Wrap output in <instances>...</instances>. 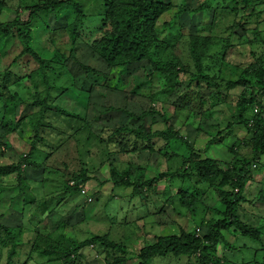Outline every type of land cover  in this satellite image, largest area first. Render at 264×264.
Listing matches in <instances>:
<instances>
[{
    "label": "rangeland",
    "instance_id": "rangeland-1",
    "mask_svg": "<svg viewBox=\"0 0 264 264\" xmlns=\"http://www.w3.org/2000/svg\"><path fill=\"white\" fill-rule=\"evenodd\" d=\"M55 1L67 0H0V23H19L0 29V227L17 233L0 245V264H62L60 248L94 235L107 234L134 254L179 228L202 238L206 223L220 219L219 190L229 184L195 178L194 165L212 160L226 171L251 154L258 107L250 88L264 70V4L243 23L250 13L229 0H159L165 7L146 40L147 58L128 65L121 57L106 61L99 47L116 33L110 17L146 0H76L79 8L36 11L29 20L36 6ZM195 37H211L201 55L209 80L199 86L191 80V52L202 50ZM119 127L144 129L146 141H111ZM113 169L137 186L164 178L137 194L133 186L113 188ZM252 172L238 215L260 228L261 241L223 232L215 251L222 264H264V157ZM100 252L81 249L78 264H104L114 254Z\"/></svg>",
    "mask_w": 264,
    "mask_h": 264
},
{
    "label": "trees",
    "instance_id": "trees-1",
    "mask_svg": "<svg viewBox=\"0 0 264 264\" xmlns=\"http://www.w3.org/2000/svg\"><path fill=\"white\" fill-rule=\"evenodd\" d=\"M229 2L236 6L240 4V10L245 11L247 14L248 12L250 13L248 16H243V23L247 22V20L252 17L253 9L264 4V0H229ZM66 6L78 7L76 0H67L64 2L55 1L50 5L36 6L34 10L30 12L29 20L34 16L36 11H48ZM164 7L165 6L162 5L159 0H146L144 2L135 4L134 8L127 7V12H125L124 15H118L119 18L116 16L110 17L112 27L116 33H113L112 31L110 37H106L102 40L99 47L102 51L100 54L102 58L106 61H111L115 57H121L122 59L126 60L125 63L128 65L131 62L146 59V40L150 36L149 33L153 28V24L163 11ZM83 19V17H79L76 21V26L80 25ZM17 25L19 26V23L17 22H12L9 25H2L0 23V29L6 30V32H8ZM196 38L197 37L192 40L194 41V43H192L196 45H202V50H199L196 53H194V50L191 52L193 55V66H195L196 69L195 75L191 77V80L199 86V82H206L209 80V77L205 73V69H203L201 55L206 51L203 50V48L209 43L211 37H209V40H207L208 37H203V39H206V43H197L195 42ZM111 56L113 57L111 58ZM111 62H115V60ZM260 62L264 64V61ZM254 70L255 68L252 67V74H254ZM257 73L259 82L255 85H252L250 88V99L255 105H257L258 110L252 121V127L255 133L254 137L252 138L254 144L249 157L247 159H241L237 162L236 166L226 171L219 170L218 164L212 160L199 161V163L194 165L198 168L196 170L197 174L193 173L195 178L199 179L201 176H208L209 180H219L220 182L226 183L224 184L225 186L229 184L227 188H220L219 190L221 209L217 211V214L220 216V219H214L206 223V232L202 238L197 237L196 234H194L195 232L187 233L180 228L178 234L157 236L155 239L156 241L153 244L144 245L137 251L136 254L132 255L134 259L138 260L137 264H149L151 261L157 258L169 256L191 257L194 255H197V264H222L220 259L218 260L215 257L216 246L219 243H225L223 232L229 233L232 229L239 232L244 238L253 242L261 241L260 228L250 227L246 223H242L238 215L240 209V207H238L239 204L246 202L244 195L245 190L254 180L252 167L258 165L264 157V70L262 69L261 71H257ZM241 83L246 84L245 81ZM237 85H240L239 81L230 82L228 84L230 88H228L232 89ZM144 132H146L144 129L137 128L130 131L119 127L115 129L113 132L114 134L111 135L113 136L111 141L114 142L116 138L119 139V141L115 142H120L124 138L132 135L137 140L136 143L146 141V135ZM141 133H143L145 136H143ZM118 147L123 151L127 149L125 145ZM112 167L113 166L111 165L110 168ZM7 168H9L11 171H16L21 167L17 165L15 167L9 166ZM4 170L5 169L0 168V176L4 175ZM157 176L152 180L143 182V184L141 183V186H137L136 183H131L128 177H124L123 174L117 175L113 169L110 171L109 180L113 184V188L120 189L133 186V191L139 194L142 192V190H150L155 183H158L160 179L164 178L162 175H159V177ZM81 177H76V181L74 182L76 183L77 181H80L79 179H81ZM85 184L86 183H84V185ZM147 185H150V187ZM71 188L73 191L79 190L76 187ZM135 188L140 189V191H136ZM86 194L88 195V191ZM92 196L89 195L87 198ZM260 196L263 197L264 192L259 193L258 197L261 198ZM87 198L85 202H87ZM0 228L3 229L4 234V236H0V245H4V247H6L9 242L6 240L7 238H5V236L7 234L15 235L17 233L14 232V229L11 227L1 226ZM93 245L97 246L101 252L103 250H108V252L112 250L114 252V254H112L110 257V260L104 259V264H127L128 261H131L130 256L127 254V247L123 243H116L115 241L110 240L107 234H105L99 236L94 235L81 244L70 243L66 249L60 248V251L62 252L60 256H63L61 259L62 264H78L80 261L79 251L83 248ZM1 249L2 246L0 247V250ZM16 250L17 255L16 253L14 254L18 256V249ZM101 252L99 254L100 257L102 255ZM8 256H10V253ZM13 257L14 255L8 258L9 261H11Z\"/></svg>",
    "mask_w": 264,
    "mask_h": 264
},
{
    "label": "built area",
    "instance_id": "built-area-1",
    "mask_svg": "<svg viewBox=\"0 0 264 264\" xmlns=\"http://www.w3.org/2000/svg\"><path fill=\"white\" fill-rule=\"evenodd\" d=\"M255 112H257V110H255ZM78 189L80 190L81 195H84V196L86 195L85 191L82 190L81 187H78ZM91 200H92L91 198H87V202H91Z\"/></svg>",
    "mask_w": 264,
    "mask_h": 264
},
{
    "label": "crops",
    "instance_id": "crops-1",
    "mask_svg": "<svg viewBox=\"0 0 264 264\" xmlns=\"http://www.w3.org/2000/svg\"><path fill=\"white\" fill-rule=\"evenodd\" d=\"M142 248V247H141ZM127 254L132 258V259H134V257L132 256L134 253L132 252V251H129L128 249H127Z\"/></svg>",
    "mask_w": 264,
    "mask_h": 264
}]
</instances>
